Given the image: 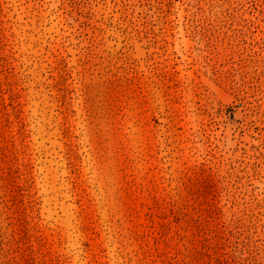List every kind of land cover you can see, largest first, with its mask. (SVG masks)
<instances>
[{
    "label": "rangeland",
    "instance_id": "1",
    "mask_svg": "<svg viewBox=\"0 0 264 264\" xmlns=\"http://www.w3.org/2000/svg\"><path fill=\"white\" fill-rule=\"evenodd\" d=\"M0 264H264V0H0Z\"/></svg>",
    "mask_w": 264,
    "mask_h": 264
}]
</instances>
